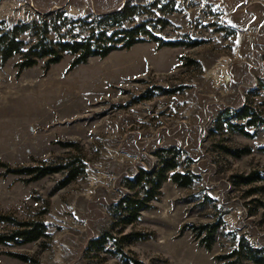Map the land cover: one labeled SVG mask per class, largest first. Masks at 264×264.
<instances>
[{
  "label": "rangeland",
  "instance_id": "rangeland-1",
  "mask_svg": "<svg viewBox=\"0 0 264 264\" xmlns=\"http://www.w3.org/2000/svg\"><path fill=\"white\" fill-rule=\"evenodd\" d=\"M126 1L0 0V21L28 22L59 9L79 17ZM129 1L153 3V17L169 21L153 28L163 40L199 44L144 41L73 68L69 55L45 70L39 60L17 73L16 56L0 67V215L46 225L37 241L0 246V264H225L232 258L217 257L239 238L264 249V124L242 135L220 118L227 113L244 124L245 108L264 121V0ZM162 5L173 12L159 13ZM168 147L180 150L179 170L193 173V183L162 182L149 208L121 227L112 207L131 193L126 179L152 171L156 153ZM221 147L250 151L234 157ZM73 155L84 170L62 188V173L30 181L5 168ZM219 215L207 250L199 243L204 233L191 227ZM7 227L0 223V232ZM102 233L103 248H90Z\"/></svg>",
  "mask_w": 264,
  "mask_h": 264
},
{
  "label": "trees",
  "instance_id": "trees-1",
  "mask_svg": "<svg viewBox=\"0 0 264 264\" xmlns=\"http://www.w3.org/2000/svg\"><path fill=\"white\" fill-rule=\"evenodd\" d=\"M154 6L153 3L137 4L127 0L124 5L110 12L74 17L59 9L41 14L28 22L9 25L5 21H0V67L16 56L17 73L34 66L39 60L42 61L45 70L59 62L63 56L69 55L71 56L69 68H73L85 63L89 57L103 58L114 50H126L144 41L155 42L159 47L199 44L196 40H163L155 35L153 28L156 24L161 22L162 26H166L169 21L163 17H153ZM173 10V7L166 8V5L158 8L161 14H168ZM140 16L144 19L136 21ZM261 88L264 90V83ZM226 114L223 113V117L220 118H223L229 131L237 134L247 135L246 127L255 126L259 121L264 124L259 116L245 108L241 113V117L245 119L244 124L231 122ZM221 148L234 157H240L250 151L249 148ZM261 149L264 151V146ZM156 154V167L152 171L140 168L132 179H126V186L131 193H124L112 207V215L121 227L135 222L140 212L149 208V202L160 194L162 182L169 180L178 187H189L196 177L189 170H179L181 161L178 148L160 149ZM84 166L81 157L73 155L68 161L58 164L5 168L10 174L31 176L27 179L30 181L62 173L63 177L57 187L62 188L82 174ZM243 181L250 182L252 179L249 176ZM221 216L219 215L214 223L191 227L197 230L198 234L204 233L199 243L207 250L210 249L219 228ZM0 223L8 226L5 231L0 232V246L30 243L46 235V225L41 221H18L11 216L0 215ZM140 235L134 233L135 237ZM105 241L102 233L89 241V247L102 249ZM16 256L27 260L22 255ZM217 258L220 260L232 258L225 264H240L243 261L264 264V249L253 246L245 238H239L229 254Z\"/></svg>",
  "mask_w": 264,
  "mask_h": 264
}]
</instances>
